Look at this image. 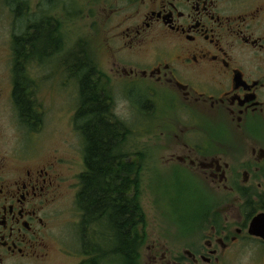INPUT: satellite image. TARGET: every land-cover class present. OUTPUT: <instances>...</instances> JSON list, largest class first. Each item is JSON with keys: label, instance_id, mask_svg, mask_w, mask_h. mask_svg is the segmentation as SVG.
<instances>
[{"label": "flooded vegetation", "instance_id": "obj_1", "mask_svg": "<svg viewBox=\"0 0 264 264\" xmlns=\"http://www.w3.org/2000/svg\"><path fill=\"white\" fill-rule=\"evenodd\" d=\"M101 11L99 46L110 65L106 74L93 58L92 83L140 86L141 106L159 122L162 165L197 183L194 217L174 231H146L147 264H240L245 244L257 248L253 264H264V237L249 231L264 214V0H104ZM44 21L49 38L54 24ZM13 67L11 75L0 69V108L13 98ZM68 153L72 147L6 149L0 135V264H47L53 251L80 264L81 173Z\"/></svg>", "mask_w": 264, "mask_h": 264}, {"label": "rangeland", "instance_id": "obj_2", "mask_svg": "<svg viewBox=\"0 0 264 264\" xmlns=\"http://www.w3.org/2000/svg\"><path fill=\"white\" fill-rule=\"evenodd\" d=\"M28 1L24 0L18 4V1L14 0H0V56L6 59V63L0 62V69L7 68L8 74H12L11 39L13 35L24 34L34 21V17L35 21H44L46 17H51L57 24L55 28L62 27L60 40L62 50L45 55L40 59L33 54L32 59L28 62L24 61L21 68L23 71L21 78L28 87L35 115L39 119L34 125L35 129L30 130L38 131V138L32 137L29 134L30 131L19 124L18 111L13 103V98H9V95L3 100L2 108H0V135L6 149L32 145L48 152L55 148L65 151L72 147L73 153L68 154H73L78 172L82 173L85 169L81 160L84 142L74 122L78 105V81L76 78L69 77L63 62L67 60V56L79 51L80 42H85V48L87 47V52L90 50L92 59L94 58L103 66V71L108 74L110 63L106 58L105 51L99 46L105 34V26L100 22L101 19L98 20L101 16L99 13H102L101 8L104 0H93V2L87 3H84L85 0H33L31 7L28 6ZM43 48L44 45H41L36 51L42 52ZM107 81L104 89L109 91L110 88H113L112 90L115 88L116 98L122 96L127 99L130 97L136 99V103H130L134 112L133 120L123 122L118 119L132 132V135L130 133L126 139V151L138 152L145 150L146 146L149 150L150 163L147 165V169L141 171L139 178L138 197L145 216V224L139 231L140 235L146 231L156 233L163 228L174 231L176 227H183V221L198 213V199L191 196L195 192L193 187L197 185L196 181L177 177L173 173L174 169L170 170L162 165L159 157L162 153L159 122L157 123L156 117L146 115L149 108L141 106V102L144 100L140 95L141 87L126 88L120 83L114 85L109 80ZM113 107L110 110L114 115ZM154 111H160L157 104H155ZM106 233L105 229L100 236L97 234V230L93 233V240H106L100 247L104 255L110 251ZM91 235L92 233L87 228H82L80 213V245L84 239L90 241ZM72 244L77 246V238L73 240ZM146 247L145 241L140 250L141 264H147ZM84 258L85 256L80 254V261ZM112 261L110 264H119L117 261L111 263ZM47 264H70V262L62 254L53 251Z\"/></svg>", "mask_w": 264, "mask_h": 264}, {"label": "trees", "instance_id": "obj_3", "mask_svg": "<svg viewBox=\"0 0 264 264\" xmlns=\"http://www.w3.org/2000/svg\"><path fill=\"white\" fill-rule=\"evenodd\" d=\"M52 22L54 26L49 38H46L45 21H37L34 41L27 33L29 26L24 34L19 37L15 35L13 40V68L17 82L13 103L21 123L29 129H35L34 125L39 119L35 115L28 87L21 78V68L24 61L32 59L33 54L40 59L59 51L56 22L53 19ZM47 39L51 40L52 49L47 52L36 51L46 44ZM18 43L19 52L16 48ZM85 46V42H80L79 51L67 56V60L63 62L69 77L78 81V105L74 122L84 142L85 169L79 175L80 189L76 196V206L81 213L82 228H87L92 233L90 241L84 239L80 245V254L85 256L80 264H110L111 260V263L117 261L119 264H141L140 250L147 241V236L146 233L140 235L139 232L145 224L138 197L139 178L141 171L147 169L149 154L144 151H126V139L132 132L112 114V105H109L107 98L109 91L102 84V87L95 88L92 83L90 76L94 73L93 65L96 62L94 63L90 50L87 52ZM103 229L108 236V255H104L100 249L106 240H93L94 231L97 230L100 236Z\"/></svg>", "mask_w": 264, "mask_h": 264}, {"label": "clouds", "instance_id": "obj_4", "mask_svg": "<svg viewBox=\"0 0 264 264\" xmlns=\"http://www.w3.org/2000/svg\"><path fill=\"white\" fill-rule=\"evenodd\" d=\"M113 113L117 119L123 122H131L134 118L129 100L122 96L115 99ZM256 252L255 245L245 244L240 257V264H253Z\"/></svg>", "mask_w": 264, "mask_h": 264}, {"label": "water", "instance_id": "obj_5", "mask_svg": "<svg viewBox=\"0 0 264 264\" xmlns=\"http://www.w3.org/2000/svg\"><path fill=\"white\" fill-rule=\"evenodd\" d=\"M263 218H264V214H261L260 216L256 217L252 221L249 231L255 235H260V236L264 237V228L256 229V226L258 225L260 219H261V222H263L262 226L264 227V219Z\"/></svg>", "mask_w": 264, "mask_h": 264}]
</instances>
